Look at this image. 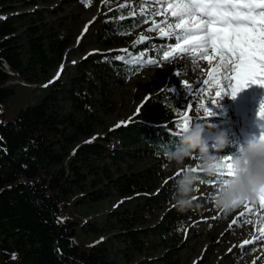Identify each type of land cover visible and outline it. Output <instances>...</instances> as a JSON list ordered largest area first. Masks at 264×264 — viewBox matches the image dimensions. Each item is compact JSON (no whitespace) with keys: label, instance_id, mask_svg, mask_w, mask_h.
Returning <instances> with one entry per match:
<instances>
[{"label":"trees","instance_id":"16d2710c","mask_svg":"<svg viewBox=\"0 0 264 264\" xmlns=\"http://www.w3.org/2000/svg\"><path fill=\"white\" fill-rule=\"evenodd\" d=\"M22 1L30 12L19 13L16 0H0V264H117L111 259L113 242L124 247L126 261L133 264L135 254L155 249L153 236L184 241L194 215L176 207L174 184L180 174L170 177L175 164L159 146L178 143L174 133L190 93L165 90L153 101L151 119L142 115L106 136L97 133L107 127L102 113L115 112L112 86H124L147 67L136 63L137 57L151 59L146 42L127 51L115 46L126 44L147 24L145 19L149 22L155 1L90 0L103 2L90 38L107 50L81 60L66 79L52 72L73 45L67 19L53 11L49 23L36 9L40 0ZM153 42L166 46L175 41L159 35ZM245 99L250 114H258L264 88L250 86ZM196 122L213 128L203 135L212 154L239 156L238 138L227 137L225 148H215L220 117L207 115ZM197 175L214 179L200 171ZM106 201L114 202L106 223L100 227L87 221ZM174 250L158 264H181Z\"/></svg>","mask_w":264,"mask_h":264},{"label":"rangeland","instance_id":"374dc122","mask_svg":"<svg viewBox=\"0 0 264 264\" xmlns=\"http://www.w3.org/2000/svg\"><path fill=\"white\" fill-rule=\"evenodd\" d=\"M103 2L93 5L86 4L84 0H40L36 9L45 12L44 17L49 23L53 22L50 13L53 11L60 17L66 18L73 40L67 58L58 70L52 72L54 78L64 77L66 79L71 70L81 60L96 58L106 52L107 49L99 46L95 40L90 38V34L103 12ZM23 3L22 0H16L18 12H30L31 10L24 7ZM151 13L152 11L150 12L151 19L149 22L127 37L126 44L120 42L115 46V49L118 51L128 49V46L136 45L141 41L140 37L144 36L146 39L143 42L150 45V51L153 53L148 57L156 60L157 64L156 66L144 67L137 76L128 80L124 86H112L115 112L110 115L102 113L107 127L98 128V135L106 136L109 129L118 128L134 120L137 121V118L142 115L151 119L153 107H155L153 101L159 93L165 90L178 91L184 89L190 93L184 109L186 114L191 113V123H197V118L207 116L200 108L201 104H205L212 114L222 119L223 122L218 126L220 132L225 133L228 138L234 140L238 138L242 147H246L248 140L246 142L247 135L244 130L251 127V122H247L246 102L241 94L238 93L235 99L224 96L217 103L210 102L214 94L205 95L206 98H200L198 104V94L190 91L185 87V84L192 85L196 81L207 79V73L212 66H209L206 61H199L198 65L202 62V67H198L197 64L192 63L191 59L184 58L183 54L170 62L163 61L162 53L167 50V45H154L153 40L159 36V33L149 32L147 29L152 27L153 20L159 23L164 17L152 16ZM6 16L4 15V18ZM83 48L86 49L85 53L81 52ZM34 87L37 90L39 89L37 86ZM242 92L248 93L247 88ZM36 101L34 97L30 98L31 104H35ZM66 110H70L69 104L66 105ZM4 120L6 122L11 120L10 113H7ZM203 127L205 130L213 129L209 126ZM247 139L250 138L247 137ZM252 139L256 138L253 137ZM197 163H199V158L196 157L186 160L183 166L175 165L170 177L181 174L184 168L191 169ZM218 186V184L204 185L203 183H197L193 194L195 197L194 206L188 209V211L193 212L194 216L192 222L188 225L184 241L176 244L169 238L163 241L161 237L153 236L151 241L154 243L155 249L144 255L135 254L133 264H149L148 261L158 264V260L171 249H175L174 255L181 259V264H264V238L257 239V237H260V232L257 229L260 226L261 217H264V209H260L257 201L249 204L255 214L240 216V213L245 211L243 205L224 213L215 207V195ZM113 206L114 202H104L100 213L92 212L87 217V221L97 223L102 227L106 223L107 215L112 211ZM249 219L252 221L251 224L245 222ZM234 220H236V223H233ZM109 235V233L104 235L106 241ZM245 240H254L255 242L243 244ZM111 250L113 262L128 264L123 255L124 247L122 245L113 242Z\"/></svg>","mask_w":264,"mask_h":264},{"label":"snow or ice","instance_id":"6c2138e0","mask_svg":"<svg viewBox=\"0 0 264 264\" xmlns=\"http://www.w3.org/2000/svg\"><path fill=\"white\" fill-rule=\"evenodd\" d=\"M84 2L89 4L90 0ZM155 5L151 15L163 16L164 19L159 23L153 20L152 27L147 31L158 32L167 41H175L174 44L167 43V50L162 53L163 61L170 62L183 54L198 67L199 61H206L212 66L207 79L192 85L185 84L190 91L200 98L214 94L210 102L217 103L224 96L235 99L238 93L252 85L264 88V0H155ZM140 11L144 16L145 9L141 7ZM132 15H135V11ZM143 23H148V20L145 19ZM145 39L144 36L140 37L141 41ZM136 63L145 66L157 64L156 60L144 61L142 57H137ZM200 108L208 116L212 115L205 104H201ZM258 117L264 120V102L259 106ZM190 124L189 112L181 116L177 122L179 131L174 134L180 137ZM260 139L264 140V136ZM194 156L198 158V154ZM222 160L225 169L213 180L205 181L198 175L201 183L221 185L227 182L226 178L232 175L231 157ZM199 169L197 163L191 171L197 174ZM258 203L260 209H264V194L260 195ZM249 204H243L245 211L240 216L255 214ZM245 222L252 223L250 219ZM259 225L257 230L260 237L257 239L264 238V217H261ZM254 242L245 240L243 244Z\"/></svg>","mask_w":264,"mask_h":264},{"label":"clouds","instance_id":"9594fccd","mask_svg":"<svg viewBox=\"0 0 264 264\" xmlns=\"http://www.w3.org/2000/svg\"><path fill=\"white\" fill-rule=\"evenodd\" d=\"M205 128L199 123H191L188 130L181 134L175 145L161 144V154L166 160L176 166H183L186 160L198 154L200 172L209 177H215L225 169L223 160L210 152L203 135ZM228 143L227 136L219 132L215 136V148L222 150ZM232 175L227 177V182L218 186L215 195V207L224 213L243 205L256 203L261 194H264V140L250 141L240 151L239 156H234L230 161ZM199 176L184 168L179 179L175 181V203L180 211H185L194 206V192Z\"/></svg>","mask_w":264,"mask_h":264},{"label":"bare ground","instance_id":"6f19581e","mask_svg":"<svg viewBox=\"0 0 264 264\" xmlns=\"http://www.w3.org/2000/svg\"><path fill=\"white\" fill-rule=\"evenodd\" d=\"M199 67H202V62L199 63ZM263 122H264V120H261V119H258V120H257V123H263Z\"/></svg>","mask_w":264,"mask_h":264}]
</instances>
